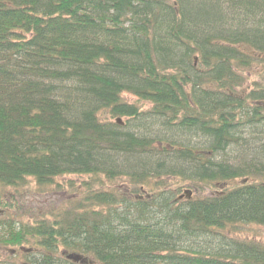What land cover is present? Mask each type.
<instances>
[{"label": "trees", "instance_id": "16d2710c", "mask_svg": "<svg viewBox=\"0 0 264 264\" xmlns=\"http://www.w3.org/2000/svg\"><path fill=\"white\" fill-rule=\"evenodd\" d=\"M66 175L129 191L0 219V264H264V0H0V186Z\"/></svg>", "mask_w": 264, "mask_h": 264}, {"label": "rangeland", "instance_id": "374dc122", "mask_svg": "<svg viewBox=\"0 0 264 264\" xmlns=\"http://www.w3.org/2000/svg\"><path fill=\"white\" fill-rule=\"evenodd\" d=\"M122 98L129 103L135 102V98L128 94L122 95ZM248 144L250 145V143ZM127 180L126 177H117L114 181H109L104 177L90 175H66L55 178L53 185L47 188L38 187L32 180H28L21 187L0 186V204L2 203L0 205V219L33 224L35 220L49 218L52 213L67 210L89 189L92 192L114 190L124 195L129 191ZM255 180L260 181L258 178ZM241 182L242 180H237L231 183V186ZM170 183L168 182V184ZM124 185L125 187H123ZM175 186L180 187V192L176 193V198L183 196L180 201L186 200L185 191H190V199L212 196L215 191L211 185H200L196 190L189 183L182 184L179 180H175ZM148 196L150 195H147L146 191H140L135 197ZM232 237L237 240L246 239L264 244V226L239 225L232 231ZM10 250L15 251V249H8V251ZM16 256H19V253Z\"/></svg>", "mask_w": 264, "mask_h": 264}, {"label": "water", "instance_id": "95a60500", "mask_svg": "<svg viewBox=\"0 0 264 264\" xmlns=\"http://www.w3.org/2000/svg\"><path fill=\"white\" fill-rule=\"evenodd\" d=\"M190 191H185L184 192V195H186L185 196V198L187 199V200H189L190 199ZM183 198V196L181 195V196H179L176 200L177 201H180L181 199ZM69 259H72V260H74V261H81V257H79V256H69Z\"/></svg>", "mask_w": 264, "mask_h": 264}, {"label": "flooded vegetation", "instance_id": "af4514ba", "mask_svg": "<svg viewBox=\"0 0 264 264\" xmlns=\"http://www.w3.org/2000/svg\"><path fill=\"white\" fill-rule=\"evenodd\" d=\"M148 197H149V196H148ZM148 197H147V198H148Z\"/></svg>", "mask_w": 264, "mask_h": 264}]
</instances>
